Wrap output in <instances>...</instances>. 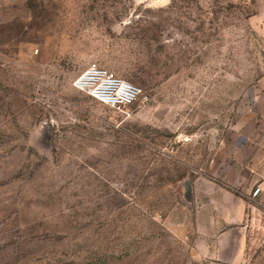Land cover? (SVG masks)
Masks as SVG:
<instances>
[{
    "label": "rangeland",
    "instance_id": "1",
    "mask_svg": "<svg viewBox=\"0 0 264 264\" xmlns=\"http://www.w3.org/2000/svg\"><path fill=\"white\" fill-rule=\"evenodd\" d=\"M0 264H264V0H0Z\"/></svg>",
    "mask_w": 264,
    "mask_h": 264
},
{
    "label": "built area",
    "instance_id": "2",
    "mask_svg": "<svg viewBox=\"0 0 264 264\" xmlns=\"http://www.w3.org/2000/svg\"><path fill=\"white\" fill-rule=\"evenodd\" d=\"M74 85L111 106L132 103L139 92L135 83L123 79L114 71L97 62L90 63L74 80Z\"/></svg>",
    "mask_w": 264,
    "mask_h": 264
}]
</instances>
